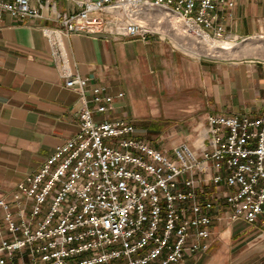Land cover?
<instances>
[{
  "label": "built area",
  "instance_id": "obj_1",
  "mask_svg": "<svg viewBox=\"0 0 264 264\" xmlns=\"http://www.w3.org/2000/svg\"><path fill=\"white\" fill-rule=\"evenodd\" d=\"M79 4L66 13L53 0H0V22L7 13L57 23L42 32L65 86L82 102L76 135L26 174L10 199L0 198V264H192L189 257L209 248L215 223L264 218V103L258 116L209 113L195 139L171 155L136 139L125 115L96 118L113 110L124 92L90 86L88 77L73 72L64 37L103 31L147 39L160 32L142 21L155 20L152 13L160 10L186 29L231 38L222 19L235 0Z\"/></svg>",
  "mask_w": 264,
  "mask_h": 264
},
{
  "label": "crops",
  "instance_id": "obj_2",
  "mask_svg": "<svg viewBox=\"0 0 264 264\" xmlns=\"http://www.w3.org/2000/svg\"><path fill=\"white\" fill-rule=\"evenodd\" d=\"M53 1L60 12L81 8V0ZM222 23L234 40L264 37V0H235ZM46 25L57 23L7 13L0 22V198L10 199L17 183L79 130L81 95L65 86L42 32ZM64 50L71 70L88 77L90 86L124 92L97 119L125 115L136 139L171 155L194 140L197 123L209 113L262 111L264 59L196 56L157 35L115 38L103 31L72 33ZM85 95L90 99L91 91ZM208 243L189 257L192 264H264V218L215 223Z\"/></svg>",
  "mask_w": 264,
  "mask_h": 264
},
{
  "label": "rangeland",
  "instance_id": "obj_3",
  "mask_svg": "<svg viewBox=\"0 0 264 264\" xmlns=\"http://www.w3.org/2000/svg\"><path fill=\"white\" fill-rule=\"evenodd\" d=\"M152 15L156 19L146 22L152 24L153 28L160 32V34L155 35L164 37L171 44L189 54L220 58L264 59V37H255L245 41H237L232 38H215L213 36L208 38L184 32L183 28L177 25L172 14L168 11L156 10L153 11ZM201 123H204V121H199L196 127ZM197 131L198 129L196 135Z\"/></svg>",
  "mask_w": 264,
  "mask_h": 264
},
{
  "label": "bare ground",
  "instance_id": "obj_4",
  "mask_svg": "<svg viewBox=\"0 0 264 264\" xmlns=\"http://www.w3.org/2000/svg\"><path fill=\"white\" fill-rule=\"evenodd\" d=\"M173 18L175 19L176 23L178 26H180L181 28H183L184 32L188 33V34H196L199 36H204V37H208L211 38L210 36H208L206 33L200 31L199 29H190V28H185L183 22L180 20V18H178L176 15H173ZM160 21V20H159ZM147 27L151 28L152 30L158 31L157 29L153 28L152 24L146 22V21H142Z\"/></svg>",
  "mask_w": 264,
  "mask_h": 264
}]
</instances>
